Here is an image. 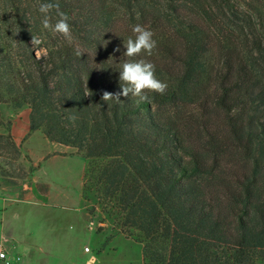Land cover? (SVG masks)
I'll return each mask as SVG.
<instances>
[{
  "label": "trees",
  "instance_id": "obj_1",
  "mask_svg": "<svg viewBox=\"0 0 264 264\" xmlns=\"http://www.w3.org/2000/svg\"><path fill=\"white\" fill-rule=\"evenodd\" d=\"M123 1L144 17L139 0ZM257 1L263 12L251 15L245 0H163L169 38L151 56L129 58L124 42L108 35L119 51L105 59L42 28L38 4L48 0H0V106L27 109L30 133L77 151L89 214L100 209L138 243L144 264H264V0ZM52 2L82 46L111 29L102 0ZM140 59L155 65L166 91L103 101L104 91L121 90L122 64ZM1 116L0 159L4 148L18 159Z\"/></svg>",
  "mask_w": 264,
  "mask_h": 264
},
{
  "label": "rangeland",
  "instance_id": "obj_2",
  "mask_svg": "<svg viewBox=\"0 0 264 264\" xmlns=\"http://www.w3.org/2000/svg\"><path fill=\"white\" fill-rule=\"evenodd\" d=\"M154 1L139 0L145 14L142 17V14H137V8L134 10L127 8L126 2L123 0H102L107 10L105 17L110 20L111 29L106 32L99 29L97 33L89 36V40L84 45L91 44L94 46L93 48L82 46L74 34L73 44L82 47V49H89V51L102 50L104 52L102 56L106 59L110 57L112 46L105 37L111 35L121 42H126L129 37L134 38L132 27L137 24L153 31V38L156 42L161 41L162 36L172 29V23H168L170 21L164 17L163 0ZM244 5L251 15L257 10L263 12L260 10V2L257 0H245ZM160 8V16H158L156 13ZM169 35L170 32L168 38ZM53 36H58L60 41L65 40L51 32V37L53 38ZM40 51L36 50L35 54L39 55ZM26 111V109H22L17 112L11 110L10 107L0 106L2 119L10 124L12 135L18 137L16 142L20 152L17 159L11 150L3 149L0 162L7 173L4 176L0 174V187L6 190H17L20 193H33L34 199L48 204L52 211L59 214L60 218L67 214L66 221H63L67 234L74 235L75 251L81 255H83L85 247L90 249L87 255H94L99 240H104L102 248H106L109 241L115 237L131 240L120 234L116 225L103 215L100 209H97L93 215L89 214L90 205H85L81 199L86 162L76 150L52 143L39 132H35V134L28 132ZM0 133H3L2 129H0ZM89 225L93 227L90 229ZM98 227H101L102 231L98 232ZM99 235H102L103 239ZM131 245L139 258V244Z\"/></svg>",
  "mask_w": 264,
  "mask_h": 264
},
{
  "label": "crops",
  "instance_id": "obj_3",
  "mask_svg": "<svg viewBox=\"0 0 264 264\" xmlns=\"http://www.w3.org/2000/svg\"><path fill=\"white\" fill-rule=\"evenodd\" d=\"M26 112L28 115V110ZM13 139L16 142L18 137L13 136ZM34 198L30 192L20 193L0 187V244L8 259V263L0 261V264H86L90 256L86 247L83 255L77 253L74 235L67 234L63 221L68 215L60 218L48 204ZM103 241L96 244V264H144L141 246L139 258L131 247V244L138 243L115 237L106 248H102Z\"/></svg>",
  "mask_w": 264,
  "mask_h": 264
},
{
  "label": "clouds",
  "instance_id": "obj_4",
  "mask_svg": "<svg viewBox=\"0 0 264 264\" xmlns=\"http://www.w3.org/2000/svg\"><path fill=\"white\" fill-rule=\"evenodd\" d=\"M55 10L56 15L59 17L55 23H52V12ZM38 12L41 14V25L43 29L49 30L54 35L63 37L69 44L74 42V36L72 32V26L69 23V16L60 10L58 2H41L38 4ZM134 38L129 37L124 42V48L126 51L123 53L126 57H136L141 53H146L148 56L153 54L154 49L157 47V42L153 38L154 33L149 28L143 25L137 24L132 27ZM41 43L36 37H33V46H38ZM119 51V48L116 49ZM77 55H80V51L77 48ZM119 80L121 82V90L112 93L104 91L102 100L107 102L115 100L116 102H122L123 97H139L141 100H146L147 96L144 95L146 91L156 92L163 94L167 89V84L159 80L156 76L155 65L144 59L135 61H125L122 64L119 71ZM90 229L93 227L89 225ZM86 252H90V249H85ZM97 258L94 255H90L86 261V264H96Z\"/></svg>",
  "mask_w": 264,
  "mask_h": 264
},
{
  "label": "built area",
  "instance_id": "obj_5",
  "mask_svg": "<svg viewBox=\"0 0 264 264\" xmlns=\"http://www.w3.org/2000/svg\"><path fill=\"white\" fill-rule=\"evenodd\" d=\"M85 249H87V248H85ZM0 261H2L4 263H8L7 254H6L2 244H0Z\"/></svg>",
  "mask_w": 264,
  "mask_h": 264
}]
</instances>
